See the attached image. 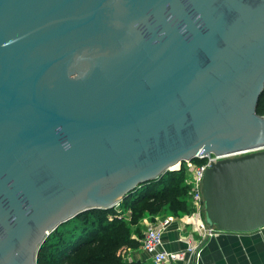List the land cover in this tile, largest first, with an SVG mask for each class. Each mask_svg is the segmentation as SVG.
Segmentation results:
<instances>
[{"label":"water","instance_id":"obj_1","mask_svg":"<svg viewBox=\"0 0 264 264\" xmlns=\"http://www.w3.org/2000/svg\"><path fill=\"white\" fill-rule=\"evenodd\" d=\"M264 0H0V264L199 156L206 223L264 228Z\"/></svg>","mask_w":264,"mask_h":264},{"label":"trees","instance_id":"obj_2","mask_svg":"<svg viewBox=\"0 0 264 264\" xmlns=\"http://www.w3.org/2000/svg\"><path fill=\"white\" fill-rule=\"evenodd\" d=\"M257 109L264 115V94ZM167 210L177 216L191 211L183 170L168 171L141 185L125 197L121 208L90 210L60 225L43 243L37 264H146L127 259L131 249L141 247L135 227L146 214ZM128 211L131 221L121 217Z\"/></svg>","mask_w":264,"mask_h":264},{"label":"built area","instance_id":"obj_3","mask_svg":"<svg viewBox=\"0 0 264 264\" xmlns=\"http://www.w3.org/2000/svg\"><path fill=\"white\" fill-rule=\"evenodd\" d=\"M199 154L195 159L186 161L177 167V170L184 171V182L188 187L191 211L184 213L181 217L175 214L159 217L148 224L141 240V249L150 255L153 264H180L186 259L187 255H192L198 250L199 245L193 242L192 236L182 239L187 246L180 250L166 248L165 235L170 227L180 219L185 221V223H191L194 227V232L200 236L202 241L218 234L216 230L209 227L205 220L203 182L209 168L220 160L233 157V155L219 156L211 153L210 155L199 156ZM117 208H121V203L116 206Z\"/></svg>","mask_w":264,"mask_h":264},{"label":"crops","instance_id":"obj_4","mask_svg":"<svg viewBox=\"0 0 264 264\" xmlns=\"http://www.w3.org/2000/svg\"><path fill=\"white\" fill-rule=\"evenodd\" d=\"M191 236L199 248L180 264H264V228L252 233H218L202 241L194 232L193 225L180 219L165 235L166 248L180 250L187 246L182 239ZM137 251L131 249L128 260H150V255L144 250L143 256L138 255Z\"/></svg>","mask_w":264,"mask_h":264},{"label":"rangeland","instance_id":"obj_5","mask_svg":"<svg viewBox=\"0 0 264 264\" xmlns=\"http://www.w3.org/2000/svg\"><path fill=\"white\" fill-rule=\"evenodd\" d=\"M184 184H185V182H184ZM165 212H166L165 214H161L160 213L158 215H149V214H146L141 219V222H140L139 227H137V226L135 227L136 229L139 228L140 232L139 233H135L134 235L136 237H138L140 239V241H141L142 240V237L144 236V234L146 232V229H147L148 224L154 222L156 219H158L159 217H162L164 215L174 214L172 210H167ZM121 217L127 219L128 221H131L132 214H131L130 211H128L125 215H122ZM143 252L144 251L141 248H139L138 251H137V254L143 256V254H145V252L144 253ZM127 259H128V257H127ZM146 264H153V261L150 259L148 262H146Z\"/></svg>","mask_w":264,"mask_h":264},{"label":"bare ground","instance_id":"obj_6","mask_svg":"<svg viewBox=\"0 0 264 264\" xmlns=\"http://www.w3.org/2000/svg\"><path fill=\"white\" fill-rule=\"evenodd\" d=\"M178 166H176L175 168H177Z\"/></svg>","mask_w":264,"mask_h":264}]
</instances>
